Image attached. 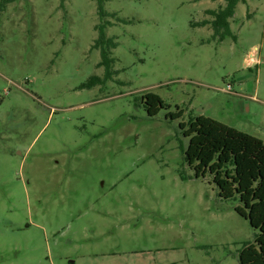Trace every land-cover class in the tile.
<instances>
[{
  "label": "rangeland",
  "instance_id": "rangeland-1",
  "mask_svg": "<svg viewBox=\"0 0 264 264\" xmlns=\"http://www.w3.org/2000/svg\"><path fill=\"white\" fill-rule=\"evenodd\" d=\"M4 2L0 264H240L258 232L195 177L184 129L203 116L264 142V0L224 40L198 24L225 0H105L104 21L96 0Z\"/></svg>",
  "mask_w": 264,
  "mask_h": 264
},
{
  "label": "trees",
  "instance_id": "trees-1",
  "mask_svg": "<svg viewBox=\"0 0 264 264\" xmlns=\"http://www.w3.org/2000/svg\"><path fill=\"white\" fill-rule=\"evenodd\" d=\"M243 0H225V6L219 11L208 10L206 19L199 26H210L215 35L224 40L230 35V21L234 18L237 5ZM15 0H5V4ZM64 6L65 0H61ZM99 17L104 21L105 0H96ZM105 25H97L98 38L93 46L99 50L102 62L99 67H110L111 49L117 44L108 38ZM111 25V24H110ZM196 26V25H195ZM94 82L99 79L93 78ZM150 117L158 115L165 108L163 100L155 94L143 97ZM172 120L180 116L167 114ZM184 129L185 126L181 125ZM184 136L189 138L185 152L188 164L194 168L197 179L212 178L224 200H235L241 204L237 213L247 219L251 227L258 233L255 243L245 244L239 254L240 264H264V142L258 138L229 127L221 122L199 116L190 120L189 129H184Z\"/></svg>",
  "mask_w": 264,
  "mask_h": 264
},
{
  "label": "bare ground",
  "instance_id": "bare-ground-1",
  "mask_svg": "<svg viewBox=\"0 0 264 264\" xmlns=\"http://www.w3.org/2000/svg\"><path fill=\"white\" fill-rule=\"evenodd\" d=\"M252 61H254V60H252Z\"/></svg>",
  "mask_w": 264,
  "mask_h": 264
}]
</instances>
